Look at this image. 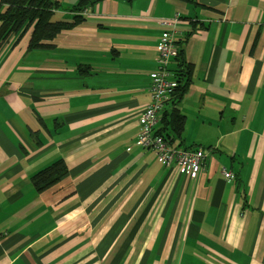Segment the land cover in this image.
I'll list each match as a JSON object with an SVG mask.
<instances>
[{"label": "crops", "instance_id": "1", "mask_svg": "<svg viewBox=\"0 0 264 264\" xmlns=\"http://www.w3.org/2000/svg\"><path fill=\"white\" fill-rule=\"evenodd\" d=\"M53 1L82 23L0 48V264H264V0ZM165 32L192 68L164 111L185 117L178 149L205 153L194 180L137 144Z\"/></svg>", "mask_w": 264, "mask_h": 264}, {"label": "trees", "instance_id": "2", "mask_svg": "<svg viewBox=\"0 0 264 264\" xmlns=\"http://www.w3.org/2000/svg\"><path fill=\"white\" fill-rule=\"evenodd\" d=\"M191 1V0H190ZM93 0H81L74 10L82 11L93 4ZM60 5L53 0H0V48L12 33L32 28L28 50L52 49L50 44L61 33L71 31L82 23L80 17L73 22L56 21L54 12ZM175 75L178 87L173 92L172 105H177L187 92L192 75V68L185 63L183 51L179 49ZM84 70H81V73ZM185 117L174 107L166 109L161 116L158 134L168 141L170 146L180 147L183 142ZM176 148V147H175ZM67 174V164L57 160L31 178L35 191L39 194L56 186ZM236 179V178H235Z\"/></svg>", "mask_w": 264, "mask_h": 264}, {"label": "built area", "instance_id": "3", "mask_svg": "<svg viewBox=\"0 0 264 264\" xmlns=\"http://www.w3.org/2000/svg\"><path fill=\"white\" fill-rule=\"evenodd\" d=\"M156 70L151 74V103L141 112V126L137 144L144 149H150L157 159L166 165H176L178 172L190 180H194L202 169L205 153L201 148L193 151H182L170 146L158 134L161 116L165 106L170 102L171 95L178 87V80L170 70V63L178 56L179 48L174 35L165 32L157 47ZM223 179L234 182L235 175L227 170L222 171Z\"/></svg>", "mask_w": 264, "mask_h": 264}]
</instances>
